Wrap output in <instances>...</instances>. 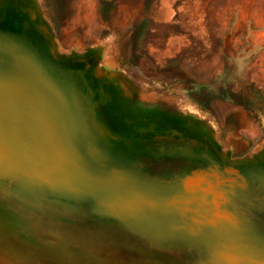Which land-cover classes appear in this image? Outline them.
I'll list each match as a JSON object with an SVG mask.
<instances>
[{"label": "water", "instance_id": "1", "mask_svg": "<svg viewBox=\"0 0 264 264\" xmlns=\"http://www.w3.org/2000/svg\"><path fill=\"white\" fill-rule=\"evenodd\" d=\"M33 6L12 12L0 3V186L33 211L37 234L97 247L40 208L55 198L49 205L75 217L93 201L101 218L121 220L150 248L203 249L207 256L196 264H264V217L247 219L235 207L243 199L264 203V151L232 160L201 131L176 124L160 134L135 129L122 143L105 135L101 146L91 143L90 126L106 131L96 107L104 104L99 81L107 73L62 55ZM153 161L171 170L152 176Z\"/></svg>", "mask_w": 264, "mask_h": 264}, {"label": "rangeland", "instance_id": "2", "mask_svg": "<svg viewBox=\"0 0 264 264\" xmlns=\"http://www.w3.org/2000/svg\"><path fill=\"white\" fill-rule=\"evenodd\" d=\"M0 3L12 12L34 4L62 55L87 58L107 73L99 81L105 90L98 91L104 104L96 107L106 131L90 126L91 143L101 146L104 135L122 143L123 137H135V129L160 134L176 124L183 132L201 131L232 160H249L264 151V0ZM87 86L95 98L93 81ZM85 115L89 118V112ZM109 116L120 130L107 122ZM161 162L148 163L152 176L171 170ZM49 204L40 208L53 221L89 234L98 246L41 237L29 214L33 211L13 203L0 186V264H196L207 256L200 248H150L121 220L101 218L93 201L78 207V217L65 216L67 209L59 214ZM235 207L247 219L264 217L261 201L238 200Z\"/></svg>", "mask_w": 264, "mask_h": 264}, {"label": "trees", "instance_id": "3", "mask_svg": "<svg viewBox=\"0 0 264 264\" xmlns=\"http://www.w3.org/2000/svg\"><path fill=\"white\" fill-rule=\"evenodd\" d=\"M50 26H51V24H50ZM51 28H52V30H53V27L51 26Z\"/></svg>", "mask_w": 264, "mask_h": 264}]
</instances>
